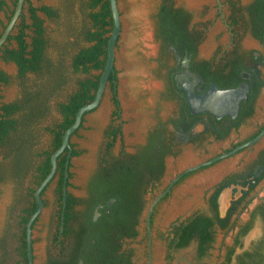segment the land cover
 <instances>
[{"label":"flooded vegetation","instance_id":"flooded-vegetation-1","mask_svg":"<svg viewBox=\"0 0 264 264\" xmlns=\"http://www.w3.org/2000/svg\"><path fill=\"white\" fill-rule=\"evenodd\" d=\"M221 2L222 12H220L217 2L216 16L221 19L222 25L228 31L229 41L224 48H217L214 53L212 47L209 58L200 57L199 48L202 41L198 45L195 44L197 45L196 56L193 53H189L186 49H182L183 54L181 56L177 50L163 48L162 41L156 38L160 43L161 51L169 55L172 60V65L167 68L164 99L173 104L174 108L165 122L157 124L148 132L145 143L141 144L133 152H126L125 149H121L114 155L111 151L115 145L110 147L113 142L110 130L118 128L120 123L112 115V121L115 120V122H112L105 131V155L100 158L97 168L88 178L85 193L82 197H77L71 192L70 175L72 174L74 158L58 159L55 179L51 181L42 193L44 209L32 226L33 264H155L153 227L158 210L162 207L167 209L171 204L176 203L181 196L191 193L194 186L199 185L201 181H204V183L211 181L212 183L206 191L210 194L209 197H206V206L204 208L199 207L189 216L179 217L170 224L166 232H162L159 235L162 248L165 250L162 264H194V261L197 263L203 262L215 249L218 234L221 232L225 233L224 237H229L230 235V242L223 244L225 248L217 264H238L239 257L247 253H254V251L258 250V247L262 244L264 245V138L252 146L241 149L230 157L186 174L173 186L172 190L156 205L151 218V262L149 256V233L146 223L142 240L138 241L141 234L140 224L143 213L147 211L149 204L155 197L170 185L173 179L190 167L208 163L225 153L233 151L240 145L253 140L264 129V109L259 112L260 101L264 99V85L259 89L258 96L255 97L254 95L255 98L251 100V106L243 112L241 111L243 101L250 100L249 95L253 84L255 85L254 87L258 88V83L264 81V52L259 49L248 51L243 46L245 38L250 35L252 40L264 48V44L251 33V19L247 8L255 0H252L246 6L240 5L236 0H221ZM173 8H181L188 11L175 3ZM225 9L227 12L224 11ZM188 12L192 14L190 11ZM193 19L192 15L188 27L189 31L193 32L196 37L199 35L203 37V30L195 28ZM186 59L189 60L188 70L190 73L200 78L197 83L194 78H191V82L195 84L196 94L204 93L212 85H217L220 89L226 90L213 79L227 77L239 62L259 73V82L254 81L250 74L243 76L244 82L239 86L248 84L249 93L247 98L242 101L236 117L224 115L219 118L208 113H191L187 94L179 85V78L187 70L184 66ZM204 63H206L210 72V77L206 80L196 73L197 65H204ZM82 126H84V123ZM158 126H161V128L153 133ZM82 128L74 136L78 135ZM154 134H161V140L157 142L158 158H150L148 164L142 162L139 165L140 160L144 159L139 158V155L144 153L145 149L151 145ZM119 137H117L116 141ZM72 139L71 145H73ZM52 140L53 137L50 135V141ZM209 142L213 143L214 147L220 145L221 149L217 150L209 158H188L182 170L174 174L165 183L170 159L177 161L179 159L177 157L184 154L186 148L187 152L192 151L195 153L200 151L209 145ZM234 158H238V160H234L225 167L219 168L218 172L216 171L219 173L217 178H221L218 181L215 178L214 181L216 182L214 184L213 171L210 178L200 175L203 171ZM182 159L185 160V158ZM46 161L47 158H3L5 178L12 179V175H15V173H20L21 175L18 174V176L23 178L21 182L23 184V189H21L23 197L15 222L16 231L13 235L12 244H8L5 248L3 264H29L28 222L24 223V219L27 217L31 218L39 207H36L35 204L37 203L35 192L39 187H37L38 178L41 177L42 172L47 168ZM68 161H70L69 164ZM127 164L138 168L143 177L138 190L141 194V205L144 210L133 221L134 231L137 236L134 238L128 237L125 230L118 229L112 231L110 238L106 239L105 234L107 231L102 225L106 221V212H110L118 202V199L112 198L117 201L111 207L106 206V204L112 199H109L106 204L97 203L92 207L89 183L96 174L107 175ZM67 166L69 173L66 180ZM226 190L229 192L224 194ZM49 191L52 196V203L46 198V194ZM218 193V209L216 211L213 207V197ZM223 195L230 198L229 206L224 216L221 214L219 204L220 197ZM72 197L79 201L82 200V202L78 201V203L68 207V199ZM99 205H105V207L99 209L97 214L96 209ZM107 208L110 210L107 211ZM46 211H49L48 218L43 219ZM245 212L246 216H244ZM30 213L33 214L30 216ZM198 214L204 215L210 222L208 237L203 243L205 248L204 255L200 251L201 232L193 227L196 221L193 218L196 219L194 216ZM76 216L78 218H75ZM223 223H226V227H222ZM177 230L179 235L176 234ZM252 234L253 239L249 247L243 250L247 238ZM188 237L190 240L187 244H180L186 242ZM175 239H177L176 243H174ZM239 250H243V252L238 253ZM138 252L139 256L137 255ZM189 257H193L194 261L190 260Z\"/></svg>","mask_w":264,"mask_h":264},{"label":"rangeland","instance_id":"rangeland-1","mask_svg":"<svg viewBox=\"0 0 264 264\" xmlns=\"http://www.w3.org/2000/svg\"><path fill=\"white\" fill-rule=\"evenodd\" d=\"M236 1L240 5L246 6L252 0ZM30 2L35 7L48 6L58 12V18L55 19H49L43 14H39V16L44 20V28L49 40L47 57L55 65L63 63L69 81L68 87H70L76 80L84 78L82 75H75L70 68V53L76 47L78 34L87 21V12L82 7V0H30ZM118 3L122 16V34L116 50V68L119 79V100L122 107V115L119 120L122 125V137H119L114 144L111 151L114 155L121 149L133 152L145 143L148 132L157 124L165 122L174 108L173 104L164 99L167 68L172 65V60L169 55L161 51L160 43L155 36L154 15L158 11L161 0H118ZM174 3L190 11L194 17L195 28L203 30V39L199 48L201 58H209L212 47L214 53L217 48H224L228 44L229 33L222 25L221 19L216 16V0H174ZM224 11L227 12L226 9ZM27 12L26 9V14ZM0 20L2 22H0L1 32L3 25L7 24L5 13H0ZM29 35L31 37L32 33L30 32ZM13 46L15 47V45ZM243 46L248 51L259 49L264 52V48L252 40L250 35L245 38ZM0 69L10 77V83L2 87L4 103L22 100L25 91L35 92L39 89L48 92L46 90L52 86V77H46L45 74L30 73L22 79L15 63H7L0 59ZM92 74L97 75L99 72ZM67 90L66 88L49 99V110L46 116L32 128L36 152L43 151L49 145L50 135L46 132V128L60 119L57 103L64 100ZM259 106V112H262L264 99L260 101ZM113 112L112 94L108 88L99 108L85 117L82 130L72 139L73 145L81 152L80 156L73 159L72 167L71 192L77 197L84 195L88 178L97 168L100 158L105 155V131L112 123ZM17 140L18 138L7 149L0 146V174L4 173L3 158H18L17 151H19L20 142ZM219 149H221L220 145L214 147L211 142L204 149L195 153L187 152L186 148V153L177 157L179 158L177 161L169 160L165 183L182 170L188 158H209ZM234 160L237 161L238 158L224 161L203 171L200 175L210 178L213 171L214 184L221 178H217L219 168L225 167ZM215 178L216 181H214ZM211 184V181L205 183L201 181L199 185L194 186L191 193L181 196L167 209L162 207L158 210L153 227L155 264H162L165 252L159 235L166 232L170 224L179 217L189 216L199 207L204 208L206 197L210 196L206 191ZM21 189H23V184H17L13 179H5L0 183V264H3L5 248L8 244H12L16 231L15 222L23 197ZM227 192L229 191L226 190L224 194ZM46 198L51 202L50 191L46 194ZM229 201L230 198L226 200V209L229 206ZM145 212L141 219V234L138 241L142 240L144 234ZM48 215L49 211H46L43 219H47ZM224 215L222 214V216ZM244 216H246V212ZM218 235L215 249L203 262L197 263L192 259L193 257H189L194 261V264H217L220 261L225 248L223 244L230 242V235L224 237L225 233L222 232ZM137 255L139 256V252Z\"/></svg>","mask_w":264,"mask_h":264},{"label":"trees","instance_id":"trees-1","mask_svg":"<svg viewBox=\"0 0 264 264\" xmlns=\"http://www.w3.org/2000/svg\"><path fill=\"white\" fill-rule=\"evenodd\" d=\"M17 2L18 0H0V13H5L7 16V24L3 25L0 37L14 14ZM173 4L174 0H161L158 11L154 15L156 23L155 36L162 41L163 48L177 50L181 56L183 50L186 49L189 53H193L196 56L197 45L202 41L203 37L199 34L196 37L193 32L189 31L188 27L192 14L181 8L174 9ZM82 7L87 12V21L78 34L76 47L70 53V68L75 75H82L84 78L76 80L70 87H68L69 81L63 63L60 62L55 65L47 57L49 40L46 36L44 20L41 19L39 14L45 15L49 19L58 18V12L53 8L48 6L35 7L30 0H26L21 17L7 42L0 50V59L7 63H15L22 79L30 73L36 75L45 74L46 77H52V86L49 90H46L48 92L39 89L35 92L25 91L22 100L4 103L2 101V87L10 83V77L0 69V146L7 149L18 138L17 141L20 142L19 151H17V154H19L18 158H47V168L42 172L41 177L38 178L37 187L41 185L51 172L52 155L61 147L63 135L74 124L77 112L83 106L94 101L101 75L106 67L107 47L113 30L109 0H82ZM26 9L28 11L27 14ZM247 11L250 14L252 35L264 44V0H255L247 8ZM30 32L32 33L31 37L29 35ZM93 72H99V74L93 75ZM196 73L205 80L210 77L206 63L200 66L197 65ZM249 74L254 81L259 82V73L239 62L235 65L230 75L225 78L217 77V79L213 80L223 89H231L244 82L243 76ZM263 85L264 81L258 83V88L254 87L255 85L253 84L249 95L250 100L243 101L241 105L242 112L251 106V100L258 96L259 89ZM118 86L119 79L116 68L107 84V89L109 88L112 94L113 117H115V120H120L122 115ZM66 88L68 90L64 100L57 103V112L60 119L46 128V132L53 137V140L50 141L46 149L36 152L32 128L46 116L49 110V99ZM115 120L112 122L114 123ZM159 128L161 126H158L153 133L158 131ZM110 134L113 137L110 147H113L117 137H122V125L120 124L118 128H112ZM160 135H153L151 145L145 149L144 153L139 155V158H144L140 160L139 165L142 162L148 164L150 158H158L157 142L161 140ZM71 146V158L80 156L81 152L76 149V146ZM68 155L69 150L66 149L58 159L67 158ZM18 174L21 175L20 173ZM18 174H13L12 179L17 184H20L23 178L18 176ZM72 176L71 174L70 180ZM142 178V173L138 168L127 164L107 175L96 174L90 180L89 189L92 207L97 203L106 204L112 198L118 199V202L111 210L107 208V211L110 210V212H106V221L102 225L107 231L105 234L106 239L110 238L112 231L118 229L125 230L128 237L134 238L137 236L134 231L133 221L144 210L141 205V194L138 190ZM5 179L4 173H1L0 183ZM218 196L219 193L213 197V207L216 211L218 209ZM78 201V199L73 197L68 199V207L78 203ZM79 202L81 203L82 200ZM35 204L37 207V203ZM32 214L30 213V216ZM194 217H196V219L193 218L196 221L193 227L201 232L200 251L204 255L205 248L203 243L208 237L210 222L204 215L198 214ZM29 218H25L24 223H27ZM75 218L78 217L76 216ZM222 227H226V223H223ZM176 234L179 235L178 230ZM189 240L190 238L188 237L186 242L180 244H187ZM176 242L177 239L174 240V243ZM238 264H264V245L262 244L258 247V250L254 251V253H247L239 257Z\"/></svg>","mask_w":264,"mask_h":264},{"label":"water","instance_id":"water-1","mask_svg":"<svg viewBox=\"0 0 264 264\" xmlns=\"http://www.w3.org/2000/svg\"><path fill=\"white\" fill-rule=\"evenodd\" d=\"M26 0H18L14 14L9 21L6 29L4 30L2 36L0 37V50L7 42L9 36L11 35L12 31L14 30L19 18L22 15L24 5ZM220 12H222V2L221 0H217ZM110 8H111V14H112V21H113V30L108 42L107 47V63L106 67L101 75L98 90L96 92L95 99L92 103L87 104L79 109V111L76 114L75 122L74 124L66 130V132L63 135V141L61 147L52 155L51 158V172L49 175L45 178V180L41 183V185L37 188L35 192V198L38 203V209L37 211L31 216L27 223V240H28V253H29V264H33V249H32V226L35 223V221L38 219V217L41 215L43 209H44V202L42 199V193L47 188V186L51 183V181L54 179L55 174L57 172V162L58 158L68 149L70 151V154L68 158H71V139L72 136L80 129V127L83 124V119L86 114L91 113L99 108L101 103L103 102L108 80L113 73V71L116 69V50L117 45L119 42V39L122 34V16L120 12V7L118 0H109ZM224 16V15H223ZM185 68H187L184 75H182L179 78V85L185 90L187 94V98L189 101V106L191 109L192 114H213L217 117H222L224 115H229L236 117L240 105L243 100H245L249 93V85L243 84L237 88L232 89H226L222 90L217 85H212L210 89L205 91L202 94H196L194 89V83L191 82V78H194L196 83L200 81V78L198 76L192 75L189 68V60L186 59L184 63ZM264 138V129L260 132V134L255 137L253 140L240 145L239 147L235 148L233 151L225 153L213 161H210L208 163H202L195 167H190L186 169L184 172L179 174L175 179H173L170 183V185L159 195L155 197V199L149 204V207L145 213V223L146 227L148 229L149 233V256H150V262L152 259V226H151V218L154 212V209L156 205L172 190L173 186L186 174L193 172L201 167L211 165L212 163L225 159L226 157H230L237 152H239L241 149H244L245 147L252 146L255 143L259 142L261 139ZM70 161H68L69 164ZM68 166L66 169V180L68 178ZM65 195H66V187L64 188ZM223 196L220 197L219 204H220V211L222 214H225L226 212V202L223 203ZM117 200L112 199L108 201L106 206L111 207ZM105 205H99L96 209V213H99V209H103ZM253 239V234L250 235L246 242H245V249H247L251 243V240ZM243 250H239L238 253L243 252ZM235 260V258H234Z\"/></svg>","mask_w":264,"mask_h":264},{"label":"bare ground","instance_id":"bare-ground-1","mask_svg":"<svg viewBox=\"0 0 264 264\" xmlns=\"http://www.w3.org/2000/svg\"><path fill=\"white\" fill-rule=\"evenodd\" d=\"M228 197H229V196L224 195V197H223V203L226 202V200L228 199Z\"/></svg>","mask_w":264,"mask_h":264}]
</instances>
